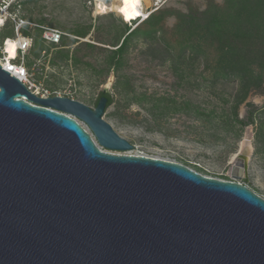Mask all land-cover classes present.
<instances>
[{"label":"water","instance_id":"water-1","mask_svg":"<svg viewBox=\"0 0 264 264\" xmlns=\"http://www.w3.org/2000/svg\"><path fill=\"white\" fill-rule=\"evenodd\" d=\"M93 107L0 64V264H264V197L134 148ZM237 155V156H238Z\"/></svg>","mask_w":264,"mask_h":264},{"label":"rangeland","instance_id":"rangeland-1","mask_svg":"<svg viewBox=\"0 0 264 264\" xmlns=\"http://www.w3.org/2000/svg\"><path fill=\"white\" fill-rule=\"evenodd\" d=\"M11 1L0 0V9L7 2L13 17L65 32L58 45L36 41L27 56L39 58L42 45L48 48L35 75L43 87L93 107L102 92L111 95L104 117L134 144L116 152L233 180V161L247 148L246 184L264 197V75L258 78L257 63L233 70L222 60L226 32L242 24L231 13L238 0H145L151 14L141 22L124 19L114 0ZM218 7L226 15L210 23ZM14 28L9 20L0 31L13 35ZM28 28L41 35V27Z\"/></svg>","mask_w":264,"mask_h":264},{"label":"trees","instance_id":"trees-1","mask_svg":"<svg viewBox=\"0 0 264 264\" xmlns=\"http://www.w3.org/2000/svg\"><path fill=\"white\" fill-rule=\"evenodd\" d=\"M235 3L231 5L233 8L231 13L234 17L241 18L240 23L242 24L226 32L227 37L223 47L222 60L224 63L226 62L227 67L233 70H247L250 64L257 63L262 71L258 74V78H262L264 75V0H238ZM211 15L213 18L210 23H218L226 15V12L218 7L213 9ZM151 17L153 19L154 15H151ZM258 19H263V21L258 22ZM25 33L33 34L28 31H25ZM132 33L133 31L125 37L115 52L116 55L122 53L124 45ZM6 35H9V32L3 31L2 36ZM40 39L42 40L41 35L35 38V42H39ZM44 48L48 49L42 45L41 49ZM102 94L108 97L109 107L113 101L111 95L108 92H102ZM251 121L249 119L240 122L242 125H247Z\"/></svg>","mask_w":264,"mask_h":264},{"label":"built area","instance_id":"built-area-1","mask_svg":"<svg viewBox=\"0 0 264 264\" xmlns=\"http://www.w3.org/2000/svg\"><path fill=\"white\" fill-rule=\"evenodd\" d=\"M0 10L2 13L6 12V14H8V17L5 18L3 22H0V27H4L9 20L15 25L13 35L9 34L2 36V31H0V64L6 69L8 67L9 71L15 68L16 72L14 75L19 77L31 91L44 96L61 95L58 91L51 92L48 88L43 87L42 83L37 81L35 78V75L38 72L42 73L44 69V61L48 57V50L44 48L39 58L28 61L27 56L30 55V52L35 44V35L27 34L25 33V30H29L30 28L28 27L32 26L41 27V38L46 45L60 44L63 40L65 32L53 26H41L31 23L23 17H13L11 15L12 11H9L10 6L7 2H5ZM29 24L32 26H29ZM12 40L16 43V54L15 56L10 57L7 45L9 41Z\"/></svg>","mask_w":264,"mask_h":264},{"label":"bare ground","instance_id":"bare-ground-1","mask_svg":"<svg viewBox=\"0 0 264 264\" xmlns=\"http://www.w3.org/2000/svg\"><path fill=\"white\" fill-rule=\"evenodd\" d=\"M144 1L145 0H114V5H115V8H116V11L118 14H120L124 19H126L128 21L129 20L133 21L134 19H137L141 15L146 14V11H145L146 6H145ZM2 17H3V15H0V22L4 21V18H2ZM7 47H8V52L10 54V57L15 56V54H16V43H15V41L14 40L9 41ZM7 69H8V67H7ZM10 72L14 75L16 72L15 68L12 69ZM239 156H237L234 159L233 164L235 163V161L237 160V158Z\"/></svg>","mask_w":264,"mask_h":264},{"label":"clouds","instance_id":"clouds-1","mask_svg":"<svg viewBox=\"0 0 264 264\" xmlns=\"http://www.w3.org/2000/svg\"><path fill=\"white\" fill-rule=\"evenodd\" d=\"M14 0L11 1V4L13 3ZM10 6V5H9ZM12 7V6H11ZM150 13H146L145 15H141L140 17H138L137 19H134V22H141L144 19H147L150 16Z\"/></svg>","mask_w":264,"mask_h":264},{"label":"flooded vegetation","instance_id":"flooded-vegetation-1","mask_svg":"<svg viewBox=\"0 0 264 264\" xmlns=\"http://www.w3.org/2000/svg\"><path fill=\"white\" fill-rule=\"evenodd\" d=\"M101 96H103V94H102V93L100 94L99 98H100ZM98 100H99V99H98ZM97 102H98V101H97ZM96 104H97V103H96Z\"/></svg>","mask_w":264,"mask_h":264}]
</instances>
